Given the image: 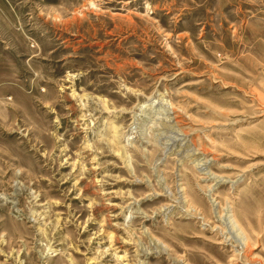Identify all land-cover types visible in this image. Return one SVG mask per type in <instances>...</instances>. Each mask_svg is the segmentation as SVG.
<instances>
[{
  "label": "rangeland",
  "instance_id": "obj_1",
  "mask_svg": "<svg viewBox=\"0 0 264 264\" xmlns=\"http://www.w3.org/2000/svg\"><path fill=\"white\" fill-rule=\"evenodd\" d=\"M0 264H264V0H0Z\"/></svg>",
  "mask_w": 264,
  "mask_h": 264
}]
</instances>
